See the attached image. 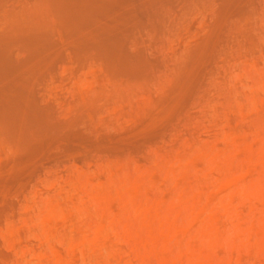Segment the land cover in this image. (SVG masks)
<instances>
[{
	"label": "rangeland",
	"instance_id": "1",
	"mask_svg": "<svg viewBox=\"0 0 264 264\" xmlns=\"http://www.w3.org/2000/svg\"><path fill=\"white\" fill-rule=\"evenodd\" d=\"M263 143L264 0H0V264H264Z\"/></svg>",
	"mask_w": 264,
	"mask_h": 264
},
{
	"label": "bare ground",
	"instance_id": "2",
	"mask_svg": "<svg viewBox=\"0 0 264 264\" xmlns=\"http://www.w3.org/2000/svg\"><path fill=\"white\" fill-rule=\"evenodd\" d=\"M240 144L239 143L237 144V146L239 145L238 147H236L238 150L240 147L244 146L243 147L244 149H248L252 151L253 146H251V144L247 142H245L244 145L243 144L240 145ZM263 144H262L263 147L258 152V160L264 164V145ZM255 198L259 200L260 202L264 203V189H261L258 193H256ZM143 211H144L143 214L145 216V217L143 216V219L145 218L144 220L149 222V221H152V219L154 218L153 220H156V222L158 223V227L153 228L152 226H150V224H147V225L144 224L146 226V229L144 228L143 230H145V232L147 233L143 232V235L139 234L141 236L140 237L141 245L147 249L148 251L147 253L157 256L162 263L164 262L166 263L165 256L160 250H158L157 245L159 244L161 239L168 238L169 233L171 232L172 229L170 225H168L164 217H162L159 213H157V211L153 210L151 206H147L145 209H143ZM152 213L154 217L150 216L152 215ZM150 217L152 218L150 219ZM144 220L143 222L145 223L146 221Z\"/></svg>",
	"mask_w": 264,
	"mask_h": 264
}]
</instances>
